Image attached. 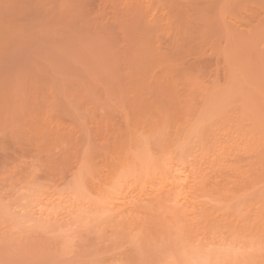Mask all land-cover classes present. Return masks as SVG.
Instances as JSON below:
<instances>
[{"label": "rangeland", "instance_id": "1", "mask_svg": "<svg viewBox=\"0 0 264 264\" xmlns=\"http://www.w3.org/2000/svg\"><path fill=\"white\" fill-rule=\"evenodd\" d=\"M173 148L201 182L178 205ZM116 164L134 216L18 223ZM0 264H264V0H0Z\"/></svg>", "mask_w": 264, "mask_h": 264}, {"label": "bare ground", "instance_id": "2", "mask_svg": "<svg viewBox=\"0 0 264 264\" xmlns=\"http://www.w3.org/2000/svg\"><path fill=\"white\" fill-rule=\"evenodd\" d=\"M133 120V119H132ZM132 123V122H131ZM129 125V124H128ZM130 126V125H129ZM131 126H133V130H134V127H136V125L134 124V123H132V125ZM138 126V125H137ZM140 126V125H139ZM131 128V127H130ZM155 128V127H154ZM132 129V128H131ZM167 129V128H166ZM139 130V129H138ZM130 131V130H129ZM132 131V130H131ZM179 131V130H178ZM37 132V131H36ZM46 132V131H45ZM149 133V131L148 130H146L145 131V133ZM43 133V132H42ZM130 133V132H129ZM141 133V132H140ZM143 133H144V131H143ZM144 133V134H145ZM147 133H146V135H147ZM159 133V132H158ZM45 134V133H44ZM52 134V133H51ZM132 134H134V132H132ZM182 134H184V133H182ZM56 135V134H55ZM137 135V134H136ZM140 135V134H139ZM142 135V134H141ZM146 135H143V138L146 136ZM57 136V135H56ZM62 136V135H61ZM167 136V135H166ZM142 137V136H141ZM148 136H146L145 137V139L147 140L148 138H147ZM60 138V137H59ZM140 138V137H139ZM165 138V137H164ZM185 138V137H184ZM37 139V138H36ZM166 139V138H165ZM182 139V138H181ZM41 140V139H40ZM54 140H55V138H54ZM142 140H144V139H142ZM162 140V139H161ZM167 140V139H166ZM169 140V139H168ZM60 141V140H59ZM178 141V140H177ZM165 142V141H164ZM125 143V142H124ZM124 143H123V145H124ZM180 143V142H179ZM179 143L177 144V142H176V145L178 146L179 145ZM119 144H121V143H119ZM126 144H128V142L126 143ZM186 144V143H185ZM188 145V144H187ZM131 146V145H130ZM171 146H173V145H171ZM120 148H121V146H119ZM124 147V146H123ZM122 147V148H123ZM126 147H127V145H126ZM126 147H125V149H126ZM131 147H133V146H131ZM167 147V149H168V146H166ZM118 148V147H117ZM129 148V147H128ZM171 149V148H170ZM177 148H173L172 150H175L176 152L177 151H179V153L182 155V156H184V154H185V158L183 157H181L180 158V162L181 163H183L184 161H185V159H186V162H189V163H186V164H190V165H187V166H191V164H193L191 161H187V158H188V156H187V153H185L186 151H184L185 149H184V147H183V152H181V148H178L179 150H176ZM119 151H120V149H118ZM122 150V149H121ZM127 150V149H126ZM171 150V151H172ZM118 151V154L121 152H119ZM136 151V150H135ZM139 151V150H138ZM170 151V150H169ZM174 151V152H175ZM123 152V151H122ZM131 152V151H130ZM188 152V151H187ZM51 153V152H50ZM134 153V155H135V152H133ZM132 153V154H133ZM170 153H172V154H174L173 153V151L172 152H170ZM183 153V154H182ZM113 154V153H112ZM112 154H111V156H112ZM124 154V153H123ZM126 154V153H125ZM129 154V153H128ZM166 154V153H165ZM168 154H169V152H168ZM172 154H169V155H172ZM61 155V154H60ZM65 155H67V154H65ZM120 155H122L121 153H120ZM134 155L132 156V157H134ZM167 155V154H166ZM168 155V156H169ZM176 155V154H175ZM175 155H174V158H172V159H175L176 157H175ZM129 156L130 155H128V158H129ZM165 156V155H164ZM177 156V155H176ZM191 156V155H190ZM114 157V156H113ZM122 157V156H121ZM47 158V157H46ZM136 157H134V159H135ZM166 158V157H165ZM122 159V158H121ZM121 159H120V161H121ZM124 159H125V157H124ZM124 159H123V162H121V163H125V161H124ZM130 159V158H129ZM138 159H139V157H138ZM167 159V158H166ZM165 159V160H166ZM181 159L183 160V162L181 161ZM55 160V159H54ZM83 160H84V157H83ZM133 160V159H132ZM160 160V159H159ZM164 160V158H163V161H165ZM189 160V159H188ZM57 161V160H56ZM114 161V160H113ZM112 161V162H113ZM116 161V160H115ZM120 161H119V163H120ZM136 162H137V160H135ZM134 161V162H135ZM143 161V160H142ZM142 161H141V159H140V161H139V163L141 162L142 163ZM174 161V160H173ZM46 162H48V161H46ZM45 162V163H46ZM54 162V161H53ZM64 162V161H63ZM66 162V161H65ZM85 162V161H84ZM160 162V161H159ZM162 162V161H161ZM166 162V161H165ZM164 162V163H165ZM169 162V161H168ZM168 162H167V164H168ZM180 162L178 163L179 165H181L180 164ZM83 163V162H82ZM82 163H77L78 164V166H77V168H79L78 169V171H77V173H75V174H77V175H79V176H81V172H83L82 171V169H81V164ZM87 163V162H86ZM115 163V162H114ZM120 163V164H121ZM133 163V162H132ZM138 163V162H137ZM164 163H163V166H166V165H164ZM88 164V163H87ZM113 164V163H112ZM134 164H136V163H133V165ZM161 163H159V165H160ZM170 164V163H169ZM168 164V165H169ZM172 164V163H171ZM184 164H185V162H184ZM182 165V167L181 166H175L176 164H174V167H176V168H173V166H172V168L173 169H171V168H169L168 166H166V167H164L163 168V166H162V169L163 170H165V169H167V167L169 168L168 170H165L164 172H163V176H162V174H161V172H159V174H160V176H159V181L160 180H162V181H160V183H162L161 185H160V187H159V189L158 190H156V192H157V194H158V196L160 197V198H162V197H165L166 195H167V197H168V199L170 200V201H172V202H175V204H180V203H182L183 201H186L187 200V190L188 189H191V187H190V184L191 183H193V185H192V187H194V186H197V185H200L201 184V182H200V184H199V182L197 181V180H199V176H198V174L196 173L197 172V170L196 169H194L193 167L191 168L190 167V169L188 170V167L187 166H185V165ZM83 166H84V163L82 164ZM119 165V164H118ZM124 165H127L128 166V164H124ZM130 165H131V163H130ZM130 165H129V167H125V170L123 169L122 170V168L121 167H117V164H116V167H114V170L113 171H115L117 168H121L120 170H122L123 172L121 173V171H120V173H118L119 171H117L116 172V174L115 173H113V171H112V169L111 170H109L110 172V174L109 175H111V180H109L108 182H109V184L108 185H103L102 184V188H100L99 189V187H98V189L100 190H98L97 192H98V194H96V199H94V198H92V196H91V193H90V195H87L88 194V190H86V191H88L87 192V194H85L86 193V191H82V190H85V187H86V185H85V187H84V183L83 184H81V182H85L84 180H85V176H83L82 177V181H81V177H78L77 178V176H76V178H74L73 180H74V182H72V184L74 183V187H72L71 185H69L70 187H71V189H69V193H68V191H64L65 192V194H66V192H67V195H65V194H63L64 192H63V190H60V191H57V193H55L56 192V190L55 191H53V193L55 194V198H54V194L52 195V193H51V195H50V193H49V195H48V191H47V195H44V197H42V193H41V195H38L39 194V192H38V189L39 188H37L36 187V189H35V187L33 186V192H32V194L34 193V191L36 190L37 192H35L33 195L31 194V191H29L28 193H30L29 195L26 193L25 194V191H24V194H25V196L27 197L26 198V202H25V204L23 203V202H21V200H19L21 203V205L20 204H18L19 206H15L14 205V209L16 208V210H14V211H16L17 213L16 214H18V215H20L21 213H19L18 211L22 208V207H20V206H23V207H25L26 209H28L29 208V210L27 211V213L28 214H31V216L29 215L28 216V214H27V216H25L26 218H27V221L28 220H30L31 218H32V216L33 215H37L38 216V219L40 220V222L41 223H39V224H42V223H47V221H45V219H48V220H54V221H56V222H67V221H71V222H73V219H74V221H76V217H79L80 218V216H78V215H82V216H84L83 214H81V212H83V209H84V212L88 215V213L90 214L89 216H87V217H91V213L94 215L93 217H99V219L98 220H100V216L101 215H106V213L109 211L110 213H111V215H113V213H114V215H117V216H121V214H123V213H131L132 214V212H134L135 211V213H136V211H138V209L140 208V206L141 205H143V204H145L146 202H144L145 201V195L146 194H148V193H146L145 195H143L142 194V196H133V197H130L128 194H129V191H127V189H126V193L128 192V194L126 195V193L124 194V193H122L123 191V185L125 184H127V187L129 186L130 187V185H128V183L127 182H129V180L130 179H132V175H130V174H133V173H130V172H133V171H129L130 169H134V167H130ZM132 165V166H133ZM49 166V165H48ZM89 166V165H88ZM123 166V165H122ZM134 166H136V165H134ZM141 166H142V164H141ZM170 166V167H171ZM161 167V166H160ZM181 167V168H180ZM85 168H87V166L85 165L84 166V170H85ZM116 168V169H115ZM128 168H130V169H128ZM158 167H156V169H157ZM88 169H90V168H88ZM128 169V170H127ZM137 169V168H136ZM136 169L134 170V172L136 171ZM159 170H161L160 168H158ZM171 169V170H170ZM91 170V169H90ZM118 170V169H117ZM79 171H80V174H78L79 173ZM92 171V170H91ZM129 171V172H128ZM154 171V170H153ZM84 172H87V171H84ZM88 172H89V170H88ZM137 172H139V170H137ZM156 172V171H155ZM166 172V173H165ZM90 173V172H89ZM113 173V174H112ZM28 174H30V173H28ZM83 174V173H82ZM84 174H86V173H84ZM135 174H137V173H135ZM165 174H167L166 175V177H165ZM187 174H189V176L187 175ZM31 175V174H30ZM88 175V174H87ZM86 175V176H87ZM154 175H157V174H154ZM74 176V177H75ZM143 176V175H142ZM22 178L24 177V176H21ZM148 177H149V175H148ZM155 177V176H154ZM161 177H163V178H161ZM130 178V179H129ZM138 178V177H137ZM155 178H157V177H155ZM29 179V178H28ZM27 179V180H28ZM78 179H80L79 181H78ZM139 179V178H138ZM143 179V178H142ZM141 179V180H142ZM132 180H134V179H132ZM136 180V179H135ZM134 180V181H135ZM154 180V179H153ZM77 181V182H76ZM144 181V180H143ZM142 181V182H143ZM150 181H152V180H150ZM107 182V183H108ZM148 182V181H147ZM101 183V182H100ZM145 183V182H144ZM149 183V182H148ZM130 184V183H129ZM29 185V184H28ZM81 185V186H80ZM137 185H139V184H137ZM143 185V184H142ZM153 185V184H152ZM68 186V187H69ZM101 186V185H100ZM141 186V185H140ZM154 186V185H153ZM26 187H29V186H27V183H26ZM127 187H125V188H127ZM128 187V188H129ZM132 187V186H131ZM156 187V186H155ZM31 188V187H30ZM74 188V189H73ZM81 188H83V189H81ZM95 188V187H94ZM124 188V189H125ZM143 188V187H142ZM13 189V188H12ZM93 189V188H92ZM168 189V190H167ZM15 190H16V188H15ZM14 190V191H15ZM47 190H51V189H47ZM71 190V191H70ZM72 190H74V191H72ZM81 190V191H80ZM133 190H134V188H133ZM143 190L145 191L146 189H144L143 188ZM152 190V189H151ZM154 190V189H153ZM152 190V193H153V195H155L156 193H154L155 191H153ZM43 191V190H42ZM63 193H62V192ZM96 191V190H95ZM122 191V192H121ZM149 191V190H148ZM16 192V191H15ZM45 192L46 191H44V194H45ZM52 192V191H51ZM60 194H59V193ZM93 192V191H92ZM96 192V193H97ZM120 192L122 193V194H124V195H126V196H122V194H120ZM125 192V191H124ZM134 191H132L131 190V193H133ZM143 192V191H142ZM141 192V193H142ZM15 194V193H14ZM57 194H59V196H57ZM63 195V199H64V197L68 200L67 202L65 201V200H63L62 199V196H60V195ZM95 194V193H94ZM93 194V195H94ZM156 194V195H157ZM18 195V194H17ZM37 195V196H36ZM65 195V196H64ZM150 195H152V194H150ZM152 195V196H153ZM57 196V197H56ZM87 196H88V198H90V200L89 199H87ZM145 196V197H144ZM151 196V197H152ZM157 196V197H158ZM18 197H19V195H18ZM59 197V198H58ZM148 197H150L149 195H148ZM147 197V198H148ZM156 197V196H155ZM155 198V199H158V198ZM166 197V198H167ZM54 198V199H53ZM146 198V199H147ZM15 199H17V198H15ZM19 199H21V197H19ZM27 199H28V201H27ZM92 200L94 201V202H92ZM148 200H151V199H149L148 198ZM16 202L17 200H13V202ZM91 201V202H90ZM13 202H12V204H13ZM71 202V203H70ZM149 202V201H148ZM17 203H18V201H17ZM68 203H70V204H68ZM88 203L90 204V206L88 205ZM141 203H143V204H141ZM11 204V206H13ZM68 204V206H66ZM76 204H77V206H76ZM138 204H141V205H138ZM78 205H79V207H78ZM84 205H88V206H84ZM75 206V209H72L73 207ZM80 206L81 207H83V209H80ZM18 207H20V209L18 208ZM142 207V206H141ZM145 206L143 205V208H144ZM146 208V207H145ZM144 208V209H145ZM148 208V207H147ZM137 209V210H136ZM18 210V211H17ZM22 210V209H21ZM20 210V211H21ZM86 210H87V212H86ZM140 210V209H139ZM23 212H25V211H23ZM104 212H106V213H104ZM135 213H133L132 215L134 216L135 215ZM24 213H22L21 215H20V217L18 216L17 217V219H19L18 220V223L21 225V224H23L22 223V215H23ZM99 214V215H98ZM108 214V213H107ZM119 214V215H118ZM138 214V213H137ZM25 215H26V213H25ZM75 215V216H74ZM73 216H74V218H73ZM107 216V215H106ZM116 216V217H117ZM132 216V217H133ZM29 217H30V219H29ZM114 217V216H113ZM86 218V217H85ZM89 218H88V220H89ZM135 218V217H134ZM93 219V220H92ZM109 219V218H108ZM20 220H21V222H20ZM81 220V219H80ZM79 220V221H80ZM83 220V219H82ZM81 220V221H82ZM85 220V219H84ZM91 220L92 221H94V218H91ZM107 220V219H106ZM54 221H53V223H54ZM100 221H104V220H100ZM77 222V221H76ZM99 222V221H98ZM128 223V222H127ZM131 223V222H130ZM36 224V223H35ZM128 225V224H127ZM39 227V226H38ZM258 230V229H257ZM254 231H256V230H254ZM257 233H258V231H257ZM259 233H260V231H259ZM260 237V236H259Z\"/></svg>", "mask_w": 264, "mask_h": 264}]
</instances>
